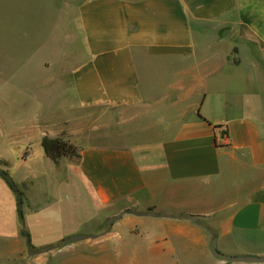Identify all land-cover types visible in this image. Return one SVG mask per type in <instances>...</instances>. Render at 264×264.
<instances>
[{
	"label": "crops",
	"instance_id": "0c3cea01",
	"mask_svg": "<svg viewBox=\"0 0 264 264\" xmlns=\"http://www.w3.org/2000/svg\"><path fill=\"white\" fill-rule=\"evenodd\" d=\"M50 1L71 35L67 74L48 78L63 90L19 144L77 150L54 162L42 148L41 219L58 230L38 243L95 235L61 247L91 264H199L213 239L226 255L264 256V0Z\"/></svg>",
	"mask_w": 264,
	"mask_h": 264
},
{
	"label": "rangeland",
	"instance_id": "374dc122",
	"mask_svg": "<svg viewBox=\"0 0 264 264\" xmlns=\"http://www.w3.org/2000/svg\"><path fill=\"white\" fill-rule=\"evenodd\" d=\"M51 5L50 0H0V168L10 174L21 192L25 230L38 232L33 238L30 236L31 249L41 250L34 255L27 253L15 193L0 175V264H91L89 258L92 255L62 252L61 247L67 242L59 246L38 243L58 230L43 226L39 208L50 166L39 145L19 144L27 138L30 140L34 134L40 135V131L26 132L25 126L39 125L43 99L51 95L55 100L63 90L61 84L48 83V78L53 72L61 76L67 74V68L60 63V54L65 51V46L71 45L68 41L71 35H62L63 30L60 32L57 28L66 21L58 18L62 6L56 4L52 9ZM51 29H54L52 34L49 33ZM51 56L55 58L53 61ZM92 112L103 113L104 107ZM14 128L15 132L12 131ZM100 131L104 132L103 126ZM82 191L80 189V194L74 195V200H79L82 206L88 205ZM55 193L60 199L73 197L63 188ZM31 214L33 219L28 221ZM133 232L137 231L134 229ZM182 257L184 255L172 256L178 264L186 261ZM199 264L234 263L203 255Z\"/></svg>",
	"mask_w": 264,
	"mask_h": 264
},
{
	"label": "water",
	"instance_id": "95a60500",
	"mask_svg": "<svg viewBox=\"0 0 264 264\" xmlns=\"http://www.w3.org/2000/svg\"><path fill=\"white\" fill-rule=\"evenodd\" d=\"M0 175L5 179L7 184L13 189V191L15 193L16 209H17L20 221H21L22 233L25 237L26 251L30 255L38 254L41 252V250L40 249H36V250L31 249L30 235L24 228V220H23V216H22V199H21L22 195H21V192L17 188L15 182L13 181L12 177L10 176V174L8 172H6L5 170L0 168ZM123 213H124V211H119L118 213L107 217L104 221V224L106 226H110L114 221L119 219ZM143 214H153V212L147 211V212H143ZM176 217L190 219V220H194V221L197 220L196 217H194L192 215H186V216L176 215ZM94 236L95 235H91L88 233L70 234V235L63 237L59 241V243L56 244V246H59L61 243H64V242L71 243V242L79 241V240H82V239H85L88 237H94ZM210 251L213 254V256H215L216 258L224 260V261H228V262L264 263V256H261V255H226V254L218 251V249L216 248V243H215L214 239L211 241Z\"/></svg>",
	"mask_w": 264,
	"mask_h": 264
},
{
	"label": "trees",
	"instance_id": "16d2710c",
	"mask_svg": "<svg viewBox=\"0 0 264 264\" xmlns=\"http://www.w3.org/2000/svg\"><path fill=\"white\" fill-rule=\"evenodd\" d=\"M40 145L42 146L45 155L49 156L54 162H56L60 156L76 154L77 150L76 146L68 141L57 138H48L46 136L41 138Z\"/></svg>",
	"mask_w": 264,
	"mask_h": 264
}]
</instances>
